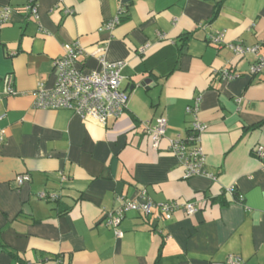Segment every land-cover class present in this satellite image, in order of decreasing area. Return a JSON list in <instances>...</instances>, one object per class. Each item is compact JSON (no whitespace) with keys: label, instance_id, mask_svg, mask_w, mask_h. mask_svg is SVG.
I'll list each match as a JSON object with an SVG mask.
<instances>
[{"label":"crops","instance_id":"obj_1","mask_svg":"<svg viewBox=\"0 0 264 264\" xmlns=\"http://www.w3.org/2000/svg\"><path fill=\"white\" fill-rule=\"evenodd\" d=\"M25 4L0 0V12L12 11L0 32V91L9 75L19 91L0 102V264H155L159 255L161 264L230 256L264 264V158L253 154L264 149V72L251 74L257 56L230 48L264 40V0H39L37 22L26 20ZM219 33L224 41L215 45ZM74 43L85 51L78 66L86 73L101 70V57L125 63L128 109L105 127L33 106L39 84L55 86V62ZM225 72L236 76L225 80ZM145 79L156 86L142 87ZM196 105L215 179L186 180L169 152L170 140L188 135L187 108ZM160 117L168 128L154 149L143 123ZM24 174L31 181L17 185ZM142 192L155 203L193 202L198 212L169 221L129 212L117 238L107 213L119 197Z\"/></svg>","mask_w":264,"mask_h":264},{"label":"built area","instance_id":"obj_2","mask_svg":"<svg viewBox=\"0 0 264 264\" xmlns=\"http://www.w3.org/2000/svg\"><path fill=\"white\" fill-rule=\"evenodd\" d=\"M38 1L26 0L24 13L27 21L37 22L39 20ZM11 13L10 8H5L0 12V32L10 21ZM73 13L71 10L67 11L69 15ZM123 13L122 8L118 16L106 25L108 30H113L120 23ZM223 41L224 34L222 33L211 38V42L215 45H220ZM230 48L238 57L257 56V61L251 66V74L258 75L264 72V55H259L260 51L264 49V40L260 44L251 47L236 43L230 45ZM84 55L85 51L78 43L69 46L63 57L55 62L54 69L57 76L55 86L52 89H46L39 84L33 93V106L39 110H69L86 121L105 127L110 119L120 118L128 109L130 97L122 88V70L125 67V63H111L101 57V70L86 73L78 66L80 58ZM235 76L229 72L224 73L225 80H232ZM4 80L6 89L4 92L0 91V102L5 97L19 95V91L15 87L14 77L9 75ZM197 113L198 105L187 108V114L193 117L190 131L185 138L179 137L170 140L169 152L181 161L185 170L184 178L186 180L197 176L215 179L206 169L207 158L201 147V136L207 127L198 119ZM143 128L144 134L151 141L152 147L159 149L167 133V118L160 117L155 123L144 122ZM5 141L6 134L0 129V146ZM253 154L257 158L263 159L264 149L258 147ZM30 181L31 177L28 174L18 175L15 178V182L19 186ZM230 192L235 193V188L230 189ZM237 197L238 201H243L242 196L238 195ZM39 198L46 201H57L59 199L57 195L47 193H41ZM119 201L121 202L120 207L107 213L105 219V223L114 229L117 238H122L124 235L120 226L129 212H137L144 217H149L153 215L154 211H157L159 219L166 221L171 220L177 211L182 210L188 216L195 215L198 212L193 202L155 203L148 198L145 192H142L136 199L119 197ZM218 264H244V262L240 257L230 256L227 261Z\"/></svg>","mask_w":264,"mask_h":264},{"label":"water","instance_id":"obj_3","mask_svg":"<svg viewBox=\"0 0 264 264\" xmlns=\"http://www.w3.org/2000/svg\"><path fill=\"white\" fill-rule=\"evenodd\" d=\"M140 85L142 87L148 86L149 88H153V87L156 86L155 84H153L152 79H145V80H143V81L140 82Z\"/></svg>","mask_w":264,"mask_h":264},{"label":"trees","instance_id":"obj_4","mask_svg":"<svg viewBox=\"0 0 264 264\" xmlns=\"http://www.w3.org/2000/svg\"><path fill=\"white\" fill-rule=\"evenodd\" d=\"M184 40H185V43H187L189 38L188 37H184ZM260 126H261V124L257 125V127H260ZM155 264H161V255H159V257L157 258Z\"/></svg>","mask_w":264,"mask_h":264}]
</instances>
